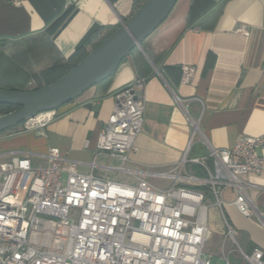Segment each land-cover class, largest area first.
Returning <instances> with one entry per match:
<instances>
[{
    "label": "crops",
    "instance_id": "crops-1",
    "mask_svg": "<svg viewBox=\"0 0 264 264\" xmlns=\"http://www.w3.org/2000/svg\"><path fill=\"white\" fill-rule=\"evenodd\" d=\"M135 1L22 0L14 5L0 0V88L47 85L70 67L78 47L92 48L87 36L93 29H100L98 35L118 27L133 13ZM66 12L70 19L54 26ZM238 26L249 35L236 32ZM182 64L195 68L185 84L180 82ZM137 78L145 79L144 120L137 150L122 162L98 152L96 139L108 121L115 93ZM240 133H264V0H178L114 72L59 107L40 130L0 132V152L43 153L55 146L77 161L81 172L92 169L127 184L140 178L151 183L152 178L166 180L155 173L166 171L185 153L187 158L204 157L212 169L209 149L231 147ZM259 153L264 159V147ZM185 169L204 174L188 162ZM242 179L255 185L247 195L264 211V168ZM233 197L231 189L224 191L228 220L237 235L245 233L248 248L263 251L264 259V229L237 210Z\"/></svg>",
    "mask_w": 264,
    "mask_h": 264
},
{
    "label": "built area",
    "instance_id": "built-area-1",
    "mask_svg": "<svg viewBox=\"0 0 264 264\" xmlns=\"http://www.w3.org/2000/svg\"><path fill=\"white\" fill-rule=\"evenodd\" d=\"M11 1L20 5L22 0ZM235 31L249 35L243 26ZM180 68V82L188 83L194 66ZM144 87L145 79L137 78L115 93L96 139L98 152L124 162L137 150ZM57 114L58 108L42 111L14 128L40 130ZM263 147L264 133H240L231 147L209 149L212 169L204 157L185 153L155 173L169 180L163 187L142 178L127 184L92 169L81 172L78 162L55 146L43 153L0 152V264H210L202 251L213 231L223 235L222 244L225 239L237 244L247 264H264L259 247L245 253L238 245L224 209V191L231 189L237 210L264 229V211L247 195L255 185L242 179L264 168ZM187 162L204 174L185 169Z\"/></svg>",
    "mask_w": 264,
    "mask_h": 264
},
{
    "label": "water",
    "instance_id": "water-1",
    "mask_svg": "<svg viewBox=\"0 0 264 264\" xmlns=\"http://www.w3.org/2000/svg\"><path fill=\"white\" fill-rule=\"evenodd\" d=\"M178 0H144L119 26L53 82L33 89L0 88V104L17 108L0 114V132L42 111L57 109L114 72L169 15Z\"/></svg>",
    "mask_w": 264,
    "mask_h": 264
},
{
    "label": "rangeland",
    "instance_id": "rangeland-1",
    "mask_svg": "<svg viewBox=\"0 0 264 264\" xmlns=\"http://www.w3.org/2000/svg\"><path fill=\"white\" fill-rule=\"evenodd\" d=\"M2 114V113H0ZM150 182L159 186H166V180L150 179ZM236 240L238 245L245 253H250L251 247L248 248L247 239L244 235H237ZM223 242V235L218 231H213L208 240L205 242L202 254L209 258L210 264H247L242 255L239 253L238 246L233 241L225 239Z\"/></svg>",
    "mask_w": 264,
    "mask_h": 264
},
{
    "label": "trees",
    "instance_id": "trees-1",
    "mask_svg": "<svg viewBox=\"0 0 264 264\" xmlns=\"http://www.w3.org/2000/svg\"><path fill=\"white\" fill-rule=\"evenodd\" d=\"M144 0H136L135 1V7L134 10H136V8L143 2ZM71 17V14L69 12L64 13L62 16H60L54 23V26L57 27H61L63 26ZM117 27H107L105 28L102 32L99 31V34L97 35L98 30H100L99 28L97 29H93L89 35L87 36V40L92 42V48H94L96 45H98L108 34H110L112 31H114ZM82 47H78L77 49V53L79 52V54L77 55V57L75 58V60L73 61V63L70 65V67H68L61 75H63L66 71H68L72 66H74L79 60H81L89 51H85L81 49ZM61 75H59L57 78H59ZM57 78H55L54 80H56ZM54 80H52L51 82H53ZM49 82V83H51ZM48 83V84H49ZM17 108V106H13V105H9V104H0V113H6L9 112L13 109ZM252 248V247H251Z\"/></svg>",
    "mask_w": 264,
    "mask_h": 264
}]
</instances>
